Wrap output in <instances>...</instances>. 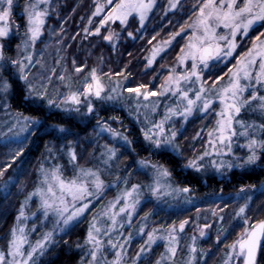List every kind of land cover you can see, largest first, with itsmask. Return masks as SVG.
<instances>
[{
    "label": "snow or ice",
    "instance_id": "6c2138e0",
    "mask_svg": "<svg viewBox=\"0 0 264 264\" xmlns=\"http://www.w3.org/2000/svg\"><path fill=\"white\" fill-rule=\"evenodd\" d=\"M155 3L156 0H103V3L97 0L92 17L105 12L106 14L91 32L89 28L84 31L99 35L101 28L109 23L118 21L121 26H127L129 18L136 17L143 27ZM179 3L180 0H169V7L175 9ZM18 6L16 0H0V109L10 111L12 100L19 94L26 103L46 104L75 113H80L83 105L85 114H94V104L90 97L114 100L120 95L121 81L117 80L108 94L102 96L105 86L96 68H93L82 89L69 91L61 98L53 97L45 84V80L50 82L51 77L38 76L31 71L40 63V60H34V54L36 44L44 34L52 0H25L20 13L24 19L23 25L14 20V8ZM189 19L191 23L182 25L178 32L173 33L169 40L160 46H154L150 57L146 58V67H150L156 57L171 44L172 39L181 33L187 36V42L177 56V66L169 70L159 88V95L169 96L173 102L165 104L164 114L158 121L152 122L146 130L142 129L143 137L149 142L150 149L157 154H164L169 149L178 151V129L175 128L173 118L180 117L186 122L196 113H213L216 117L214 126L207 131V145L211 151L206 148L200 155L188 159L184 167L199 171L205 167L206 157L215 156L216 159H209L207 163L216 170L234 167L254 169L257 165L264 169V0H197L192 6ZM88 22L92 24V19L89 18ZM253 31L256 35L251 38V47L235 57V63L228 68L227 73L217 75L215 79L209 75V84L203 74L205 70L210 71V62L223 63L233 57V53L240 46L238 38H249ZM127 35L132 37L133 33L128 31ZM118 38L119 34L112 30L102 37L109 42ZM14 41L18 42L13 44ZM13 52L15 55L10 54ZM83 67H77L75 71L81 72ZM52 73L55 74L54 69ZM225 76L227 80L220 84ZM58 79L64 81L66 77L61 75ZM141 89L145 90L142 92ZM123 91L135 93L137 101L141 98L148 101L149 97L157 95L156 91L148 90V86L144 84L135 88H124ZM113 93L116 95H112ZM81 97H84L83 101ZM139 106L137 104V109ZM144 107L155 113L158 104H145ZM246 116L250 118L246 119ZM38 122L36 117L17 113L15 123L8 130L12 132L13 128L19 127V131L14 133L19 136L20 133L29 131L30 125ZM167 125L171 127H166ZM97 127V135L107 132L114 139L118 137L125 144H131L128 136L111 128L106 122L97 120ZM60 131L67 132L62 126ZM199 135L198 132L197 137ZM241 140L243 143H240ZM79 146L78 141H68L66 145L59 147L46 145L48 156L36 170L35 186L21 204L15 223L9 230L6 247L0 248V264H42L43 258L60 243L56 239L57 232L67 234L74 222L78 223L79 218L90 209L93 201L102 197L108 187L102 179V174L110 169L117 159L118 149L109 144L102 145L103 150L99 156L95 151L88 154L96 163L87 166L80 163L83 157L78 155ZM234 146L245 150L244 155H237ZM22 152L23 148L16 151L12 159L15 160ZM226 156L233 159L225 160ZM65 157L66 163H60ZM48 160L56 162L45 166ZM137 163L153 170L154 178L152 183L147 185V189L156 199L190 191L188 187L173 188L172 184L167 182L172 177V170L165 164L148 159H141ZM10 167L11 164H5L0 168V179H3ZM66 171H70L71 175H66ZM22 174V170H18L15 179L9 176L4 181L3 188L7 190ZM117 180L125 187L92 217L83 244L76 245L82 251L79 264H127L126 248L131 246L133 233L129 232L124 236L123 229L126 225L132 226L133 215L144 195V186L131 184L129 187L127 177H118ZM248 187L255 189L256 186ZM260 191L264 193V182ZM237 196L245 200L235 214L242 219L244 227L237 234V238L226 245L228 252L224 264H231L233 260L237 261V264L241 260L242 264H258V255L264 252V219L249 223L245 214L252 196L246 193L245 186L240 188ZM34 199L36 211L26 214L25 208L30 207ZM148 216L149 214L145 213L142 220L147 221ZM50 218L52 228L42 232L40 237L33 241L31 235L36 232L37 225L34 223L28 228L27 221L39 219L43 227ZM219 219L223 221L224 218ZM187 223V220H182L178 229L175 224L166 229L163 226L159 229L152 228L146 233L147 238L139 245L135 256L131 258L132 264H140L148 257L158 240L166 242L165 252L160 254L154 264H176L180 245L177 233H183ZM210 227L207 223L199 227V236L205 237V229ZM146 228L147 223H141L136 235L143 238ZM220 239L218 234L216 241L219 242ZM190 240L187 259L183 264H198L197 237L192 235ZM199 251L203 252L202 249Z\"/></svg>",
    "mask_w": 264,
    "mask_h": 264
},
{
    "label": "trees",
    "instance_id": "16d2710c",
    "mask_svg": "<svg viewBox=\"0 0 264 264\" xmlns=\"http://www.w3.org/2000/svg\"><path fill=\"white\" fill-rule=\"evenodd\" d=\"M54 2V9L47 27L51 24L59 27L64 24L63 26L66 27L65 33L68 34L69 39H72L68 48L69 65L73 64L74 60L77 67L84 66L80 79L85 78L88 72L96 68V70H99L100 75L105 77H127L125 81L126 88H135L140 84H144L148 86L149 90H154L169 73L168 67H171L177 61V56L180 54L181 47L186 43L187 36L185 33H181L172 39L170 47L162 52L150 67H146V58L155 45L169 40L171 35L178 32L182 25L191 22L189 16L192 12V6L197 3V0H181L178 7L172 11L166 9L169 0H157L155 8L143 27L139 24L138 17L129 18L127 26H121L119 22L112 23L102 27L99 35L88 34L84 31L88 26L89 18H93L92 12L95 10L97 0H54ZM99 2L103 3V0H99ZM99 21L100 17L96 16L94 24ZM93 28H95V25ZM109 29L119 34L118 40L113 43H108L102 39L104 35H107ZM128 31L133 33L132 37L127 35ZM254 34L256 35V32ZM15 43L16 41L13 42V44ZM239 44L243 51L248 46V41L244 38L239 41ZM116 73L122 75H116ZM11 103V114L21 113L23 116L36 117L40 124L31 128L26 140L19 144V147L23 148V152L16 157L15 161L12 159L15 152L11 153V148H14V146L0 141V168L4 167L5 164H11L3 179H0V183L5 179L7 180L9 176L15 179L18 170H22L23 173L16 183L10 185L7 190L0 189V248L6 247L9 230L15 223V217L21 204L35 186L36 170L48 156L46 145L48 147L53 145L59 147L66 145L68 141H78L80 146L77 148V152L78 155L83 157L80 163L90 166L93 164V160L88 154L93 151L96 154L98 153L94 138L97 120H100L101 123L106 122L112 128L121 127L122 131L127 133L137 156L140 159L165 164L172 170V176L179 186H189L190 192L206 199L212 198V194L222 193L225 197L214 199V202L221 201L220 207L226 208L227 211L238 207L231 196L237 194L240 188L245 186L246 193L250 192L252 196L245 214L249 218V223L264 219V193L258 189L264 182V169H261L259 165L254 169L244 171L233 170L229 177L222 181L211 175L205 178V183H202L196 174L185 169L184 165L187 160L194 155L195 149L199 147L198 142L201 143L198 138H195L202 125L201 118H194L184 126L179 134L182 153L177 156L170 151L164 154H157L152 151L149 144L144 142L139 127L127 118L125 111H120L115 106H101L96 102L98 110L94 114L86 116V119L83 120L79 114L68 116L63 111L48 108L46 104L26 103L20 98L19 94ZM3 117L4 111L0 109V125L3 124ZM61 126L67 132H56ZM119 155V158L123 161L129 162L128 154L123 147L120 149ZM55 162V160H48L45 166ZM128 168L133 172H137L134 171L135 164L133 163H130ZM14 170L15 172H13ZM251 185H255V189L248 187ZM205 203L201 207L208 206V202ZM31 205L35 207V199L31 202ZM198 210V206H192L179 211L157 212L155 209L153 210L151 202H146L138 211V217L153 212V226L167 228L172 224L178 226L182 220L192 221ZM94 212L95 208L93 206L85 212L78 223L74 222V226L67 234L61 232L57 234L56 239L60 243L43 258L42 264H79L82 251L76 245L83 244ZM243 227V221L239 217L224 221L219 229L220 241L216 242L215 235L217 233L214 232L211 238L203 244L204 248L209 251L201 264H215L222 252L226 250V245L237 238V234L242 231ZM65 241L67 244H65ZM137 244L140 243L134 242L133 246ZM157 255L158 253L155 252L141 264H154ZM258 264H264V252L258 255Z\"/></svg>",
    "mask_w": 264,
    "mask_h": 264
},
{
    "label": "rangeland",
    "instance_id": "374dc122",
    "mask_svg": "<svg viewBox=\"0 0 264 264\" xmlns=\"http://www.w3.org/2000/svg\"><path fill=\"white\" fill-rule=\"evenodd\" d=\"M156 2H157V0H156ZM16 3L19 6L14 8V20H15V22L23 25L24 19L20 15V13L22 11L25 0H16ZM54 5H55V2H54V0H52V8L50 9V16L52 14V10L54 9ZM155 5H156V3H155ZM155 5H154L153 9L155 8ZM166 9L169 11H172V10H175L176 8L175 9L170 8L169 2H168ZM104 14H106V12L98 15L100 17V19L103 18ZM50 16H49V18H50ZM149 16H150V13H149ZM149 16H148V18H149ZM49 18L47 19V23L45 25L44 34L41 37L40 41H38L36 44V52L34 54V60H40V63L36 64V66L34 68H32L31 71L33 74H37L38 76H44V77L50 76L51 77L50 82H48L47 79L45 80V84H46V87L48 89V92L53 97L61 98L63 94H66L69 91H75V90L82 89V86L85 83V79L87 77H89V73L91 71L85 75V78L80 79L82 71L81 72L75 71V68H77L76 62H75V64H70V65L68 62V48H69V45H70L72 39H69L67 37L68 34L65 33V31L67 30L66 27L63 26L64 24H61L60 27L54 26L52 24L49 25V27H47ZM148 18L145 20L144 24L147 22ZM91 19H92V24L88 23V26H87V28H89L90 32H91V30L94 29L93 28L94 25H95V27L99 25V22L94 24L95 17H93ZM193 19H195V17H193ZM111 24L112 23H109L108 25H111ZM108 25H105V26H108ZM109 30H112V29H109ZM22 31H23V27H21V32ZM254 32L255 31L250 33L249 38H245L248 41V46L246 48H244L245 50L248 47H251V42H252L251 38L255 36ZM107 34H108V32H107ZM44 35H46V37H44ZM239 41H240V39L238 38V42ZM16 42H18V41H16ZM106 42L113 43V42H109V41H106ZM162 43L163 42H160L155 46L158 47ZM170 45H168L164 49V51H166L170 47ZM245 50H243V51H245ZM151 51H152V49H151ZM151 51H150L148 57H150ZM241 52H242V47L239 46L237 48L236 52L233 53V57L228 58L227 61H225L223 63H212V62H210V71L205 70V72L203 74L204 79L208 80L209 75L212 76V79H215V77L217 75L227 73L228 68L232 64L235 63V57ZM10 54L15 55V53H13V54L10 53ZM158 56L156 57V59L158 58ZM176 66H177V61L171 67H168V69L170 70ZM53 69L55 70V74L52 73ZM82 70H83V68H82ZM180 70H182V69H180ZM97 74L100 76V78H101V80L105 86V92L102 93V96L108 94L109 90L113 86H115V81H117V80L121 81V88H120V95L117 96V98L114 100H98L95 97H90V99L92 100V103L94 104V112L96 110H98V108L96 107L97 103L101 106H115L116 108L120 109V111H123V112L125 111L127 118L129 120H131L132 122H134L139 127L144 142L146 144H149V142L146 141L143 137L142 129L146 130L148 127L151 126L152 122L158 121L162 117V115L164 114L165 104H171L173 102L172 98H170L169 96L161 97L159 95V88H160V85L163 83L164 80L157 87V89H154V91L157 92L156 96L149 97L148 101H144L143 98H141L139 101H137L135 99V93H129L127 91H123V89L126 88L125 87L126 79L119 78L117 76H115V77L102 76V75H100L98 69H97ZM61 75H64L66 77V80L61 81L60 79H58V77ZM213 75H216V76L214 77ZM226 80H227V76H225L224 80L220 81L219 83L223 84ZM89 82H90V78H89ZM208 83L210 84L211 80H208ZM144 90L145 89H143L141 91L143 92ZM112 95H116V94L113 93ZM81 100L83 101L84 97H81ZM151 103H157L158 104L157 111L155 113H153L150 110V108L146 109L144 107L145 104H151ZM137 104L140 105L138 109H137ZM48 108L63 111L68 116H76L79 114L80 116H82L83 120L86 119V116L90 115V114H85V108L83 107V105L81 106L80 113L67 112V111H64L62 108H57L55 106H48ZM16 117H17V115L11 114L10 111H8V112L4 111V117H3V121H2L3 124L0 125V141L2 143L10 144L11 146H14V148H11V153H14V152L20 150L19 148H21V147H19V144L23 143L26 140L25 138L27 137L31 128L36 127L40 124V122H38L36 124L30 125L29 131L22 132V133H20L19 136H15L14 133L19 131V127L13 128L12 132H9L8 129H9V127H12V125L15 123ZM146 117H147V119H145ZM197 117L201 118L202 125H201L200 130L198 131L200 133V135L197 137V134H196L195 138L196 139L198 138V140L201 141V143L198 142L199 147L195 149L194 155H192L191 158H193L196 155H200L202 152L205 151L206 148H208L207 131L214 126V121H215L216 117L213 113H209L207 115L202 114V113H196L193 116L189 117V119L186 122L182 121V119L180 117H174L173 118L174 123H175V128L178 129V134H177L176 140H177V143L179 144L180 147H179L178 151H172L171 149H169L168 151L172 152L173 154H175L177 156H180V154L182 153L181 152L182 150H181V145H180L181 141L179 139V134L181 133L184 126L189 121H191L192 119L197 118ZM245 118L248 119L250 117L246 116ZM251 118H255V117H251ZM21 123H23L22 119H21ZM166 127H171V125H167ZM113 129H115V130H117V131H119V132H121L127 136V133L122 131L121 127L113 128ZM202 129H203V131H202ZM56 132L63 133L60 131V128H58ZM98 132H99V128L96 126V131H95V135H94V138L96 140L95 146L98 149V153L96 155L99 156V153L103 150L101 146L104 144H109V145L116 147L118 149V153H117V159L112 163L110 169L103 172V174H102V179L105 180V183H106V185H108V187H106L102 197L99 200H94L93 204L90 205V208L93 206L95 208L94 215L99 213L125 187V185L122 182H118V180H117L118 177H120V178L127 177L128 182H129L128 183L129 187L131 186V184H141L142 186H144V195L142 196L141 204L137 208V212L133 215L132 226L128 227L126 225L125 228L123 229L124 236H127L129 232L133 233V239L131 241V246L126 248L127 264H132L131 258L134 257L135 253L139 250V245L142 244L143 240L147 238L146 233L148 231H151L152 228H156L152 224V222L154 221V219L152 218L153 212L149 213L147 221L142 220V218L145 215L142 217H138V211L140 210V208L143 204H146V202H151L153 205V210L155 209V211H157V212H159V211H164V212L165 211H179V210H184V209L190 208L192 206H198L199 210L196 212L194 219L192 221L187 220L188 223L185 225L184 232L183 233H179V232L177 233L178 236L180 237V245H179V250L177 253V257H176V264H183L184 260L187 259L188 244L191 243L190 237L192 235H195L197 237L198 264L203 263L204 258L207 257V252L209 251V250H206L204 248L203 244L209 238H211V236L214 232H216L217 235L220 234L219 229H220V227H222L224 221H228L229 218H233V217L235 219L238 218L235 214L238 211L239 207L245 203V200L239 198L237 196V194L232 195L231 197L234 200V202L237 203L238 207L234 210L227 211L226 208L220 207L221 201L220 202L219 201L214 202L215 201L214 199L217 200L219 198L225 197V196H223L222 193L221 194L220 193L212 194L211 195V197L213 196L212 198L209 197L210 199H206V198L200 197V196H198V194H195V193L190 192V191L187 193L177 192V193H173L170 196H166V197H163L161 199H156L155 197H153L149 193V191L147 189V185L152 183V180L154 178V172L150 167H142L139 163H137L141 159L137 156V153L134 151L132 145L131 144H125V142L120 140L118 137L114 139L107 132H103V133H100L99 135H97ZM128 139H129V137H128ZM17 141H20V143H17ZM240 143H243V140H241ZM122 147L126 150V152L128 154L129 162L123 161L121 158H119L120 157V155H119L120 149ZM208 150L211 151L210 148H208ZM234 152L237 155H244L245 150L234 146ZM209 159H216V157L215 156L206 157L205 158V167L199 171L192 169V168H189V167H186L185 169L190 170L191 172L196 174L200 178L202 183H205V178L208 176H211V175H214L218 180L222 181V180L227 179V177H229L230 173L233 170L244 171V170L250 169V168L241 169V168L234 167L232 169L222 168L220 170H216L214 167H212L211 165H209L207 163V161ZM224 159L230 160L233 158L231 156H226V157H224ZM15 160H13V161H15ZM60 163H66V157L64 159H61ZM95 163L96 162L93 160V164H95ZM130 163L135 164L134 171H137L138 173L133 172L128 168ZM93 164H91L90 166H92ZM13 172H15V170ZM65 174L71 175V172L66 171ZM4 181L2 183H0V189L3 188ZM167 182L171 183L173 188H184V187H181L178 185L177 181L174 179L173 176ZM261 185L258 188L259 191L261 189ZM185 187L190 188L189 186H185ZM247 194L251 195L250 192ZM205 202L206 203L208 202V206L201 207V206H203V204ZM96 206H97V208H96ZM35 208H36V202H35V207L30 204V207L25 208L26 214H29L30 212L36 211ZM227 213H228V215H226ZM220 217L224 218L223 221H220V219H219ZM34 223L37 225V230H36V232L32 233V235H31V239L33 241L36 240L37 238H39L40 235L42 234V232L50 230L52 228L51 218L43 224V227H41V222L39 219H29L27 221L28 228H31ZM141 223H147V228L145 229V234H144L143 238L136 235V231L140 227ZM205 223L209 224L211 227L208 229H205V233H206L205 237H200L199 236V227H202ZM176 227L178 229L179 225ZM159 228H161V227H159ZM163 228H165V227H163ZM59 233L60 232L58 231L57 234H59ZM217 235H215V237ZM134 242L140 243V244L133 246ZM165 243L166 242L163 240H158L156 242V244L153 245L152 252L149 254V256H151L152 254H154L156 252V253H158L156 259H158L160 254L165 252ZM200 249H202L203 252H200L199 251ZM227 252H228V248H226V250L224 252H222L221 256L218 258V260L216 261L215 264H224L225 259H227V256H226ZM148 257H146L144 260H142L140 262V264L143 261H145L146 259H148ZM109 259H111V256H109ZM231 264H237V261L233 260L231 262ZM239 264H242V260L239 262Z\"/></svg>",
    "mask_w": 264,
    "mask_h": 264
}]
</instances>
